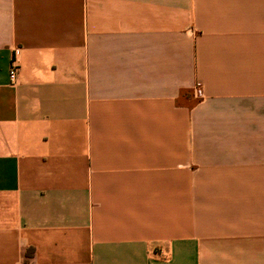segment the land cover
I'll return each instance as SVG.
<instances>
[{
    "label": "crops",
    "instance_id": "1",
    "mask_svg": "<svg viewBox=\"0 0 264 264\" xmlns=\"http://www.w3.org/2000/svg\"><path fill=\"white\" fill-rule=\"evenodd\" d=\"M0 264H264V0H0Z\"/></svg>",
    "mask_w": 264,
    "mask_h": 264
},
{
    "label": "built area",
    "instance_id": "2",
    "mask_svg": "<svg viewBox=\"0 0 264 264\" xmlns=\"http://www.w3.org/2000/svg\"><path fill=\"white\" fill-rule=\"evenodd\" d=\"M18 54L12 58L10 68H9V77L12 81H14L17 77V71H18ZM194 94L196 97H202V89L200 85L197 83L194 87Z\"/></svg>",
    "mask_w": 264,
    "mask_h": 264
}]
</instances>
